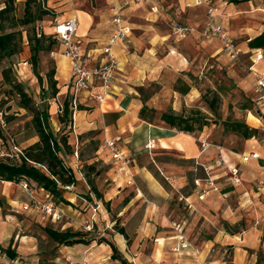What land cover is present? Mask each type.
<instances>
[{"label": "crops", "instance_id": "obj_1", "mask_svg": "<svg viewBox=\"0 0 264 264\" xmlns=\"http://www.w3.org/2000/svg\"><path fill=\"white\" fill-rule=\"evenodd\" d=\"M113 1L100 0L99 6L91 7L88 11L73 10L60 16L61 21L73 17L77 19L76 36L81 43V51L89 56L91 63L102 60L101 49L112 33L109 7ZM232 4L230 3L231 6ZM205 8V5H196L194 0H148L144 4L127 8L123 13L130 31L125 41L114 48L118 67L111 94L103 104L94 103L90 92L100 91V83L97 81H92L88 90L78 93L77 109L73 115L74 127L80 131L98 132L101 145L95 151L94 160L98 162L107 151L103 147L105 139H114L116 147L132 157L130 177L116 174L113 164L108 165L104 171L115 186L108 194L109 197L120 198L123 188L133 187L132 196L126 202V207L118 211L116 220L109 219L105 205L99 200L102 207L95 217L94 234L97 240L94 238L88 244L61 246L52 241L44 231L52 242L46 241L48 249L42 252L39 233L35 230L28 233V220H21L18 216L23 215V212L14 213L10 209L27 202L28 196L21 191L19 184L0 181V201L7 207L5 213L0 207V264L9 261H16V264H66L67 259L77 262L85 260L87 264H121L120 261L111 259L112 250L106 242L115 246L127 264H158L163 258L161 247L173 248L177 245V233L172 229L176 223L181 225L182 234L190 244L202 246L200 252L206 257L216 244H226L232 249V264L256 262V252L264 251V230L246 229L245 226V230L238 233L232 230L231 233H226L220 229L221 219L231 226L241 220H237L232 214L233 205L229 204L232 192L221 193L223 176L218 174L217 169L219 150L211 145L203 152L200 151L199 141L203 139L201 129L192 133L180 132L160 120L164 113L186 116L187 109L200 98L198 83L189 73L194 61H191L193 49L188 42L197 39V35L195 33L173 42L170 28L175 22H180L195 30L201 29L206 20ZM219 11L214 14V21L222 26L216 21L221 17ZM49 30L48 34H52L51 20ZM184 40H187L184 44L180 43ZM207 40L217 41L215 38ZM252 40L242 48L239 47L243 56L249 59V66L253 62L254 51L260 50L264 54V46H248ZM217 43L219 44L218 41ZM219 51L222 52L221 48ZM214 56L215 54H210V57ZM262 63L264 59L256 63L253 69L258 71L264 68ZM55 79L56 86L63 93V100L58 99L59 112L60 105L69 103L74 91L69 62L61 56L57 62ZM248 80L256 95L255 102L264 106V101L257 100L252 72H249ZM55 106L52 107L53 111ZM142 108H145L143 118L140 117ZM245 140L251 150L242 155L255 152L259 154V160L243 161L242 155L233 151L220 153L228 167L238 169L240 182H232L234 187L243 186V180L249 182L251 179H259L264 182V166L259 164L264 160V147L253 139ZM148 142H152L154 147L146 149ZM81 180L82 182L76 178L75 184L65 191L63 197H68L65 198L68 204H59L72 223L42 218L45 223L54 226H50L51 229L57 232L76 231L81 222L90 216L88 206L96 197L82 176ZM128 180H132L129 185ZM78 191L88 192L89 198L80 196ZM45 194L47 193L42 189H38L36 193L42 198ZM175 199L182 204L178 209L180 215L176 208L169 210L167 206ZM25 213L41 216L33 209ZM131 216H134V227L131 238L127 236L126 240L112 226L118 221L120 228L124 229ZM208 234L211 237L206 236ZM151 240L155 241L157 249H150ZM141 244L142 247L148 246L147 250L140 248ZM7 248L15 252V257L11 258L3 252ZM173 255L170 254L167 258L170 264H185L182 259H178V255L194 257L191 249L173 252ZM185 260L189 263V259ZM210 264L218 263L212 261Z\"/></svg>", "mask_w": 264, "mask_h": 264}, {"label": "rangeland", "instance_id": "obj_2", "mask_svg": "<svg viewBox=\"0 0 264 264\" xmlns=\"http://www.w3.org/2000/svg\"><path fill=\"white\" fill-rule=\"evenodd\" d=\"M99 1L100 0H40V2H44L45 7L50 10L51 13L42 15L41 20L36 23V26L41 29L43 28V32L49 35V20L55 18L60 19V16L64 15V13L72 12L73 10L88 11L91 7L99 6ZM24 2L25 0H0V9L3 8L4 5L10 3L12 5V15L16 18H22L24 13ZM32 5L34 4L32 3ZM204 5L206 7L205 12L208 7L215 8L217 10L216 12L220 10L221 17L219 19L217 18L216 21L225 28L231 38H233L241 48L248 41L264 33V0L244 1L238 4H232L233 6L230 5L229 0H205ZM228 8L231 9L229 10ZM25 28H20V30ZM22 36L21 53L8 60H4L0 64V160L8 161V159L14 157L15 154H19L23 148L37 141V137L34 136L32 113L20 106L19 96L13 91L12 85L5 83L2 79V70L9 68L12 82H21L23 84V88L31 98L34 108L40 110L44 107L47 108L49 123L53 133L58 139L65 138L67 140L69 148H65L60 156L64 164L73 170L75 178H78V180L82 182V176L86 182L85 166L92 163L96 164V170H102L98 175L92 173L90 176L93 178L95 186L101 195V199H96L103 202L109 219L115 221L118 211L126 207V202H128L132 196L133 187L129 186L122 190L120 189L122 193L120 198L117 196L109 197L108 194L115 189V186L111 181V177L104 171L107 170L108 165L111 166L113 164V161L111 155L107 151L103 153L102 159H99L98 162L94 160L95 149L101 145L98 132L80 131L75 128L72 114L66 123H61L59 121L62 112L59 113L57 111V105L58 99L60 101L63 100V93L61 88L56 86L58 93L55 97H52V91L46 79V75L51 69L55 70L54 79L56 78V67L60 56L56 55L55 58H52L50 52L55 49L57 45H53L49 52L39 53L37 72L42 79L40 85L37 78L32 73L30 53L24 31L22 32ZM259 36L253 39L252 43L248 44V46L253 47V45H256V43L260 41ZM196 37L197 39L194 38L188 42L189 47L193 49H191L193 51L191 61H194L189 73L198 83L200 98L198 102H195L192 107L187 109L186 116H192L195 119L193 123L195 128L205 124L202 125L200 131L203 136V139L199 141L200 151H204L202 150V143L206 144V148L211 145L215 146L221 154L222 152L228 153L229 151H233L242 155L250 151L251 147L248 146L247 140L242 137L241 133L232 132L230 130V122L241 124L250 129H256L257 132L250 139L255 140L264 147V106L258 105L255 102L256 95L252 83L248 80L249 71L247 67L250 64L249 59L243 56L238 62L232 61L223 52L219 51L220 43L218 44L215 40H207L210 38H202L198 35ZM171 38L173 42L176 41V38L172 35ZM185 41L187 40L180 41V43L183 42L182 44H184ZM258 43L264 45V41ZM210 54H215V56L210 57ZM251 79L253 78L251 77ZM54 105H56L55 111L52 110ZM220 153L217 158L219 163V168L217 169H219L218 174L223 176L221 177L223 180L221 193L232 192L231 198H229V204L233 205V207H231V209H233L232 214L237 220H241L231 226L228 224L229 222L221 219L220 229L225 230L226 233H231V230L238 233L242 229L245 230V226L246 229L254 228L258 231L264 230V214H262V212H264V182L259 179H251L249 182H244L243 180V186L234 187L232 182L238 184L240 180L236 182L231 177L228 169L229 167L220 159ZM259 164L264 166V160ZM112 177L115 178L113 175ZM249 185H251V187H249ZM77 193L82 197H88V192L86 193V191L82 193L78 191ZM64 194L65 191L62 192V197ZM36 197L40 200L42 199V197ZM65 198L68 197L65 195L63 199L66 200ZM52 200L54 203L60 204L57 200ZM167 206L169 210L176 208L177 213H179L178 215H180L178 209L182 207V204L177 199L172 200ZM2 211L4 213L7 212V207L5 205L2 206ZM126 212L127 210L125 213ZM138 212H140V210ZM22 214L23 215L18 216H20L19 219L21 220H28L29 228L27 232L31 233L32 230H35L39 233L38 237L41 241L40 250L46 252L48 246L45 242H49L50 239L44 233V228H50V226L54 228V226L45 223L44 219H42L45 218L43 215H41L43 216L41 217L39 214H28L25 212ZM128 218L124 230L128 238H131L134 227V216ZM120 227L121 225L117 221L116 224H113L112 229L116 231L117 228ZM205 231L207 232V230ZM206 236L211 237L209 234ZM85 238L90 240L96 239L97 236L91 234L85 236ZM131 241L130 239V243ZM50 242L52 241L50 240ZM154 245H156V247H154ZM142 246L141 244L140 248L147 250L148 246ZM191 246L194 257L178 255V259H182L185 264H210L212 261H216L218 264H232V249L229 245L216 244L213 247L211 246V253L207 257L200 252V247H202L200 244H191ZM149 247L150 249H157L158 246L155 241L151 240ZM171 248L172 247L167 246L164 248L161 247L163 258L162 261H158V264H170L167 258L170 257V254L173 255ZM185 259H189V263L187 262L188 260ZM252 264H264V251L259 250L256 252V262Z\"/></svg>", "mask_w": 264, "mask_h": 264}, {"label": "trees", "instance_id": "obj_3", "mask_svg": "<svg viewBox=\"0 0 264 264\" xmlns=\"http://www.w3.org/2000/svg\"><path fill=\"white\" fill-rule=\"evenodd\" d=\"M243 1L250 0H229V3L238 4ZM32 3L34 5H32ZM48 13H51L50 10H48L44 2H40V0H25L22 18H16L12 15V5L10 3L4 5V7L0 9V64L4 60H8L21 53L22 32L24 31L30 53L32 73L37 78L40 85L42 79L37 72L39 53L49 52L53 45H58L57 40L52 34L46 35L43 32V28L41 29L36 26V23L41 20L42 15ZM53 20L54 19L51 21ZM20 28L25 29L20 30ZM259 39L260 41L258 42L264 41V35L259 36ZM258 42L256 45H253V47L264 46ZM1 75L3 81L12 85L13 91L19 96L20 106L32 113L34 136L37 137V141L23 148L19 154H15V156L8 159V161L0 160V181L12 182L15 184L28 182L32 184L35 189H42L49 194L52 202V199H54L57 200L58 203L68 204V202L63 199L62 192L66 191L67 187L73 186L76 182V178L73 170L64 164L60 156L65 148H69L67 140L65 138L58 139L53 133L49 123L47 108L44 107L42 110L34 108L31 98L23 88V84L21 82H12L9 68L3 69ZM54 75V69H51L46 75L47 84L52 91V97H55L58 92ZM144 109L145 108H142L140 111V117L142 118ZM61 114L59 121L61 123H66L72 114V108L68 102H64ZM160 120L169 127L175 128L180 132L192 133L195 130H200L202 125H205L202 124L198 128H195L193 124L195 119L192 116L174 115L173 113L161 114ZM230 125L233 131H239L245 139L251 138L257 132L256 129H249L235 122L230 123ZM85 169V180L87 185L94 193L95 197L101 199V195L90 175L92 173L98 175L102 170H96L95 163L86 165ZM2 206L3 203L0 201V207ZM44 231L52 241L61 246L88 244L90 242V240L85 238V236L89 235L80 230L57 232L51 228H44ZM117 232L127 240V234L123 228H117ZM106 243H108L112 250L111 259L118 260L121 264H127L126 260L118 254L115 246L109 242ZM3 252L11 258L15 257V252L10 248L3 250Z\"/></svg>", "mask_w": 264, "mask_h": 264}, {"label": "built area", "instance_id": "obj_4", "mask_svg": "<svg viewBox=\"0 0 264 264\" xmlns=\"http://www.w3.org/2000/svg\"><path fill=\"white\" fill-rule=\"evenodd\" d=\"M148 0H114L109 7L110 21L112 24V33L109 36L106 43L101 49L102 60L98 63H91V60L87 54L81 51V43L76 36L78 21L75 17L61 21L59 18H55L52 21L53 33L52 35L58 42L55 49L50 52V56L55 58L59 55L69 62L70 76L73 86V95L69 104L72 108V116L77 109L78 93L83 90H88L92 81L100 83V91L90 92L91 100L96 104H103L105 99L111 94L112 82L114 75L118 67V60L114 55V48L116 45L123 43L128 35L130 28L128 22L124 16V11L133 6L144 4ZM196 5H204L205 0H194ZM217 10L213 7L206 9V20L203 27L199 30L184 25L180 22H175L171 26V35L176 39H185L192 34H197L202 38H215L220 43L221 51L232 61L238 62L243 56L242 50L237 43L231 38L224 27L219 26L214 21V14ZM253 62L247 67L249 72L254 74L255 78V92L257 94L258 101H264V68L258 71L254 70V66L260 60L264 59V54L260 50H256L253 53ZM60 105L59 112H62ZM103 147L107 149L111 155L113 161L114 172L116 174L123 175L124 177H130V168L132 166V157L125 152L119 150L114 139H105L103 141ZM154 147L152 142H148L145 146L146 149ZM206 144L202 143V150L206 149ZM77 157V155H76ZM221 161L224 162L222 158ZM243 161L248 159H260L259 154L250 152L242 155ZM231 177L238 182V169L236 167L228 168ZM132 180H128L127 184H131ZM21 191L28 196V201L19 205V207H11V211L27 212L30 209L39 212L41 215L50 218L53 222L66 221L72 223L70 217L66 212L51 201L49 194L43 195L40 200L36 196L37 189L28 182L19 183ZM67 187L66 189H68ZM102 204L99 200L93 198L88 209L90 216L81 222L78 230L91 235L96 232L95 223L96 215L101 212ZM174 231L177 233L176 240L177 245L172 248L173 252H180L182 250L192 249L191 244L185 239L182 234V228L179 223L174 224ZM5 264H16V261H9ZM66 264H87L84 261H74L71 259L66 260Z\"/></svg>", "mask_w": 264, "mask_h": 264}]
</instances>
